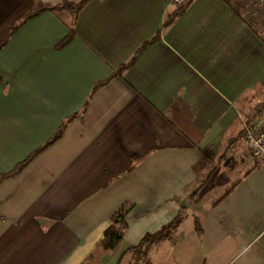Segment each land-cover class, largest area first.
I'll return each instance as SVG.
<instances>
[{
  "label": "crops",
  "instance_id": "1",
  "mask_svg": "<svg viewBox=\"0 0 264 264\" xmlns=\"http://www.w3.org/2000/svg\"><path fill=\"white\" fill-rule=\"evenodd\" d=\"M59 1L0 0V44ZM179 6L89 0L68 42V17L43 11L2 44L0 175L63 129L0 180V264H130L183 207L140 264H264V160L243 134L264 113V38L226 0H192L163 27ZM211 162L226 166L213 180ZM128 202L123 239L91 257Z\"/></svg>",
  "mask_w": 264,
  "mask_h": 264
},
{
  "label": "trees",
  "instance_id": "2",
  "mask_svg": "<svg viewBox=\"0 0 264 264\" xmlns=\"http://www.w3.org/2000/svg\"><path fill=\"white\" fill-rule=\"evenodd\" d=\"M89 0H61L56 3H48V2H38L31 10H29L27 13H25L22 18L14 24L5 40L0 44V47L2 44L5 43V41L10 37V35L13 33V31L16 29L18 25H20L22 22L26 21L27 19L34 17L38 15L39 13L43 11H51L54 13L57 17L63 19L64 17H68V20H66L67 27L69 29L67 36L64 38L61 44H64L68 42L73 36H74V26L76 23V20L78 18V13L80 9L84 6L86 2ZM192 0H185L183 4H181L178 8L174 9L170 13L167 14L165 21L163 23V27L168 26L172 21L176 19L178 15L184 12V10L188 7V5L191 3ZM230 6L243 18L244 21L249 23L255 31H257L259 34H262V37L264 38V19L263 27H259L257 25V20L249 18L246 19L242 16V14L239 11V4L236 1L232 0H226ZM159 37V34H155L151 39L145 41L133 54V56L125 63H123L116 71L115 74L122 75L123 71L128 68L130 65H132L139 53L150 43L156 41ZM63 127L59 128L55 135L50 138L44 145L33 151L23 162L19 163L15 169H13L11 172L4 173L0 175V180L3 178L12 175L13 173L19 171L30 159H32L40 150H42L44 147H46L48 144L53 142L56 138H58L62 133ZM201 151L205 155L208 154L207 147L201 148ZM239 181V178L233 180L226 188L223 190L222 195L219 199L225 197L229 192L233 190V188L237 185ZM198 190L193 193L191 196V199H195V196H197ZM132 202H128L123 204L120 208H118L113 214H112V222L111 224L105 229L103 237L100 239V241L97 243L95 250L91 253V257L97 258L100 256L103 252H110L113 251L120 241L123 239L125 235L126 228L128 226L127 222V214L133 207ZM185 207L181 208L178 213L167 223L160 226L156 231L154 232H147L142 237L141 241L134 246H131L129 250H131L134 254V259L138 260L141 255L147 254L156 244L164 241L165 239L169 238L173 231L177 228V226L181 223L183 216L185 214ZM200 229V228H199ZM135 260L131 262L130 264H135Z\"/></svg>",
  "mask_w": 264,
  "mask_h": 264
},
{
  "label": "built area",
  "instance_id": "3",
  "mask_svg": "<svg viewBox=\"0 0 264 264\" xmlns=\"http://www.w3.org/2000/svg\"><path fill=\"white\" fill-rule=\"evenodd\" d=\"M239 4V11L246 19L259 20L264 16V0H232ZM173 3L181 5L185 0H172ZM244 138L249 144L251 153L264 160V113L256 119L245 123ZM143 257V255H141ZM135 264H140L137 260Z\"/></svg>",
  "mask_w": 264,
  "mask_h": 264
},
{
  "label": "rangeland",
  "instance_id": "4",
  "mask_svg": "<svg viewBox=\"0 0 264 264\" xmlns=\"http://www.w3.org/2000/svg\"><path fill=\"white\" fill-rule=\"evenodd\" d=\"M263 19L264 16H261L260 19L257 20V25L259 27H263V22H262ZM244 141L246 142L245 139ZM236 165H238V162L236 163ZM236 165L235 167H237ZM206 168H208V171L211 172V180H213L214 178H217V175H222V172L225 170L226 166L223 162L222 163L211 162L207 164Z\"/></svg>",
  "mask_w": 264,
  "mask_h": 264
}]
</instances>
